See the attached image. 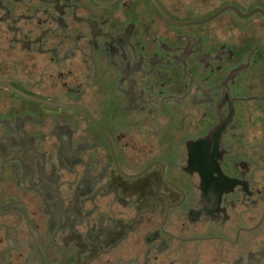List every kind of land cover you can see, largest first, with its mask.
I'll return each mask as SVG.
<instances>
[{
  "label": "flooded vegetation",
  "instance_id": "af4514ba",
  "mask_svg": "<svg viewBox=\"0 0 264 264\" xmlns=\"http://www.w3.org/2000/svg\"><path fill=\"white\" fill-rule=\"evenodd\" d=\"M0 264H264V0H0Z\"/></svg>",
  "mask_w": 264,
  "mask_h": 264
},
{
  "label": "rangeland",
  "instance_id": "374dc122",
  "mask_svg": "<svg viewBox=\"0 0 264 264\" xmlns=\"http://www.w3.org/2000/svg\"><path fill=\"white\" fill-rule=\"evenodd\" d=\"M236 1H238V0H236ZM239 1H241V0H239Z\"/></svg>",
  "mask_w": 264,
  "mask_h": 264
},
{
  "label": "water",
  "instance_id": "95a60500",
  "mask_svg": "<svg viewBox=\"0 0 264 264\" xmlns=\"http://www.w3.org/2000/svg\"><path fill=\"white\" fill-rule=\"evenodd\" d=\"M160 9V8H159ZM161 10V9H160Z\"/></svg>",
  "mask_w": 264,
  "mask_h": 264
}]
</instances>
